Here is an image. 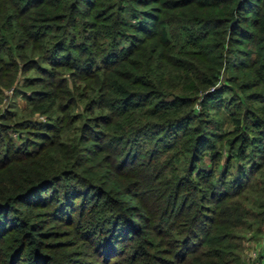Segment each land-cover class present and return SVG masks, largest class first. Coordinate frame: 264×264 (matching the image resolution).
<instances>
[{
	"label": "trees",
	"instance_id": "trees-1",
	"mask_svg": "<svg viewBox=\"0 0 264 264\" xmlns=\"http://www.w3.org/2000/svg\"><path fill=\"white\" fill-rule=\"evenodd\" d=\"M263 236L264 0H0V264H264Z\"/></svg>",
	"mask_w": 264,
	"mask_h": 264
},
{
	"label": "rangeland",
	"instance_id": "rangeland-1",
	"mask_svg": "<svg viewBox=\"0 0 264 264\" xmlns=\"http://www.w3.org/2000/svg\"><path fill=\"white\" fill-rule=\"evenodd\" d=\"M10 93V91H8ZM15 99H16V102L20 105H24L25 104V99L22 97V95L20 94H17L15 96ZM263 239H264V236H263ZM247 243V248L245 249L244 251V256H245V259H248L250 258L251 256H253L257 251H263V247H264V240H260V241H257V240H253V239H249L246 241Z\"/></svg>",
	"mask_w": 264,
	"mask_h": 264
}]
</instances>
